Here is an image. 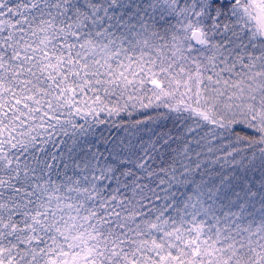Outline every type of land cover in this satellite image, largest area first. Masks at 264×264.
Listing matches in <instances>:
<instances>
[{
	"label": "snow or ice",
	"instance_id": "obj_1",
	"mask_svg": "<svg viewBox=\"0 0 264 264\" xmlns=\"http://www.w3.org/2000/svg\"><path fill=\"white\" fill-rule=\"evenodd\" d=\"M0 264H264V0H0Z\"/></svg>",
	"mask_w": 264,
	"mask_h": 264
}]
</instances>
